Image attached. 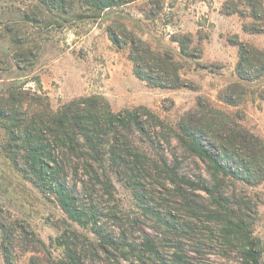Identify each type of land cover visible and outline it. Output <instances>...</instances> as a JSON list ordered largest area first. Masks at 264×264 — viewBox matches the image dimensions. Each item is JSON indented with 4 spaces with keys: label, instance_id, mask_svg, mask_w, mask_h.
I'll list each match as a JSON object with an SVG mask.
<instances>
[{
    "label": "rangeland",
    "instance_id": "1",
    "mask_svg": "<svg viewBox=\"0 0 264 264\" xmlns=\"http://www.w3.org/2000/svg\"><path fill=\"white\" fill-rule=\"evenodd\" d=\"M93 2L0 0V264L1 223L15 264L61 260L64 235L95 253L86 264H254L251 241L263 264L264 0ZM240 47L257 51L259 69H239ZM80 98L136 112L145 127L110 140L130 146L128 161L113 163L105 145L97 162L59 142L58 178L85 226L28 171L21 133L13 140L9 129L15 112L63 111ZM189 126L232 175L180 143Z\"/></svg>",
    "mask_w": 264,
    "mask_h": 264
},
{
    "label": "trees",
    "instance_id": "2",
    "mask_svg": "<svg viewBox=\"0 0 264 264\" xmlns=\"http://www.w3.org/2000/svg\"><path fill=\"white\" fill-rule=\"evenodd\" d=\"M86 1L88 3L94 1L93 3L98 6L102 4L104 9H109L117 5L115 0ZM110 37L113 42H116L113 34ZM256 53L257 51L252 48L240 47L239 69L246 73H251L255 69H259L261 66V57ZM134 63L137 67L139 62L136 59ZM137 75H139L138 72ZM175 76L178 75L175 74ZM144 110L153 116L147 109ZM42 113L37 109H31L29 112L23 114L15 112L12 123L9 125L10 133L13 136V140L17 137L15 136L16 131L21 133V135H18L19 138H17V141H21L22 143L24 150L23 160L28 171L33 174L38 182L43 185H48L49 189L53 190L57 201L73 222L85 226L84 219L88 217V213L78 209L74 194L68 191L66 185L60 182L58 178L59 171L57 168L59 163L58 158L55 157V151L59 149V142L63 146L70 144L72 149H81V145L86 146L88 153L85 152V154L97 162H102L105 146L109 147L108 154L113 163L115 161L117 162L119 158H126L128 161L133 157L130 146L126 145V150L122 151L117 145L111 144L110 140L113 139L115 142H120L122 135L119 129L129 131L134 126L141 133H145V127L136 112L127 110L114 113L109 106H107L106 110H99L96 104H94V98H80L75 100L63 111H46L43 113L44 115ZM20 114L26 115L23 123L18 121ZM0 117L5 119V115L2 114L1 110ZM38 126L40 127L37 128ZM71 132H74V135H71ZM103 134L106 135L107 140L101 137ZM129 136V133H127L122 138L128 141ZM78 138L84 141L83 144ZM178 139L189 152L193 153L202 161L209 163L215 175L222 174L227 176L233 174L222 163L221 155L214 154L206 148L198 133V129H194L191 126L187 128L181 127V134H178ZM138 157L139 153L136 158L138 159ZM137 159L135 163H138ZM13 161L18 167V160L13 158ZM125 163H127L125 164L127 166L131 162ZM1 228L4 234L2 243L4 261L6 264H15L11 252L13 246L12 236L7 233L4 223H1ZM238 228L240 230L243 229L241 226H238ZM77 242H79L78 239H70L66 235L59 238L58 245L64 247L65 255L61 260H55L52 264H86L88 258H95V253L92 250L87 249L86 246L79 248ZM245 253L249 261L254 264H260V251L253 241L248 243Z\"/></svg>",
    "mask_w": 264,
    "mask_h": 264
}]
</instances>
